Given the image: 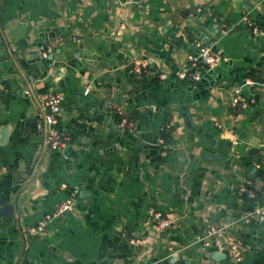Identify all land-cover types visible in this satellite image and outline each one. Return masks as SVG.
I'll use <instances>...</instances> for the list:
<instances>
[{
    "label": "crops",
    "instance_id": "crops-1",
    "mask_svg": "<svg viewBox=\"0 0 264 264\" xmlns=\"http://www.w3.org/2000/svg\"><path fill=\"white\" fill-rule=\"evenodd\" d=\"M202 46L224 64L179 80ZM48 93L62 153L43 138ZM263 164L264 0H0V264H264V222H236L264 207ZM150 208L174 224L159 233ZM210 225L239 262L196 243Z\"/></svg>",
    "mask_w": 264,
    "mask_h": 264
},
{
    "label": "built area",
    "instance_id": "built-area-1",
    "mask_svg": "<svg viewBox=\"0 0 264 264\" xmlns=\"http://www.w3.org/2000/svg\"><path fill=\"white\" fill-rule=\"evenodd\" d=\"M141 3L144 0H134ZM246 25L251 26L253 35L260 33L257 27H254L249 20H245ZM225 58L222 52L213 47H198L195 55L187 56V65L185 69L175 73V76L182 81H190L197 83L201 79V70H213L222 64H224ZM147 67L145 62L134 65L132 72L136 75H141L143 70ZM163 79L164 76L160 75ZM245 86L250 85L249 81H245ZM41 105L44 110V142L50 152L62 153L67 145V136L58 129L59 115L61 112V106L63 102V96L59 93H48L41 97ZM232 105L235 107H243L244 96L241 90L236 91L232 98ZM125 121H123V124ZM123 124L121 127H123ZM162 144V140H160ZM264 165V164H263ZM240 195L249 200H255V190L251 186L250 182H246L238 189ZM74 207L73 199H67L60 203L54 212L45 217L35 226L28 227L25 230V235L31 238L43 237L47 233V228L53 220L63 218L68 212L72 211ZM148 217L150 222L155 226L156 230L161 233L168 230L174 221L161 213L160 211L150 208L148 211ZM237 223L244 225H258L264 222V207H253L250 210H245L240 213L236 219ZM226 226H208L205 228L203 234L196 238L198 243L204 250L213 251L214 253L224 254V257H231L236 262H239L243 256L244 246L239 240H233L227 237Z\"/></svg>",
    "mask_w": 264,
    "mask_h": 264
},
{
    "label": "water",
    "instance_id": "water-1",
    "mask_svg": "<svg viewBox=\"0 0 264 264\" xmlns=\"http://www.w3.org/2000/svg\"><path fill=\"white\" fill-rule=\"evenodd\" d=\"M222 257H224V254L213 253V258H214V259H220V258H222Z\"/></svg>",
    "mask_w": 264,
    "mask_h": 264
}]
</instances>
